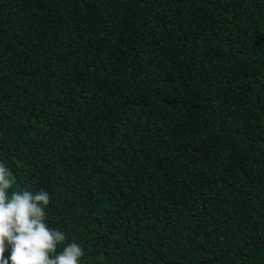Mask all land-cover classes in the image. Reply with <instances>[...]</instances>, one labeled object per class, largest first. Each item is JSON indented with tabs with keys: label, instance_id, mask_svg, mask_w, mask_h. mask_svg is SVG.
<instances>
[{
	"label": "trees",
	"instance_id": "trees-1",
	"mask_svg": "<svg viewBox=\"0 0 264 264\" xmlns=\"http://www.w3.org/2000/svg\"><path fill=\"white\" fill-rule=\"evenodd\" d=\"M0 162L79 264H264V0H0Z\"/></svg>",
	"mask_w": 264,
	"mask_h": 264
},
{
	"label": "clouds",
	"instance_id": "clouds-1",
	"mask_svg": "<svg viewBox=\"0 0 264 264\" xmlns=\"http://www.w3.org/2000/svg\"><path fill=\"white\" fill-rule=\"evenodd\" d=\"M14 184L13 172L0 162V264H79L83 248L65 245L66 233L46 223L50 194L21 191ZM60 245L65 246L58 252Z\"/></svg>",
	"mask_w": 264,
	"mask_h": 264
}]
</instances>
